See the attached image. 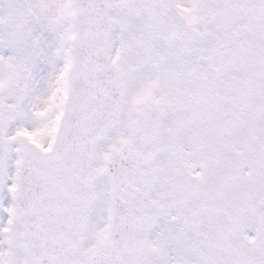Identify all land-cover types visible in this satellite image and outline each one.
Listing matches in <instances>:
<instances>
[{
  "label": "snow or ice",
  "instance_id": "snow-or-ice-1",
  "mask_svg": "<svg viewBox=\"0 0 264 264\" xmlns=\"http://www.w3.org/2000/svg\"><path fill=\"white\" fill-rule=\"evenodd\" d=\"M0 264H264V0H0Z\"/></svg>",
  "mask_w": 264,
  "mask_h": 264
}]
</instances>
